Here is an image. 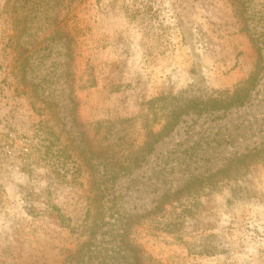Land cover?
Listing matches in <instances>:
<instances>
[{
  "label": "rangeland",
  "instance_id": "1",
  "mask_svg": "<svg viewBox=\"0 0 264 264\" xmlns=\"http://www.w3.org/2000/svg\"><path fill=\"white\" fill-rule=\"evenodd\" d=\"M252 76L243 105L183 114L98 182L172 107ZM87 242L105 247L70 259ZM135 247L139 264H264V0H0V264H126Z\"/></svg>",
  "mask_w": 264,
  "mask_h": 264
},
{
  "label": "trees",
  "instance_id": "2",
  "mask_svg": "<svg viewBox=\"0 0 264 264\" xmlns=\"http://www.w3.org/2000/svg\"><path fill=\"white\" fill-rule=\"evenodd\" d=\"M252 80H253V76L250 77V79L245 82L244 86H240L236 88V90L232 93V95L226 97L223 100H221L220 98H212L208 101H197V100L183 101L180 105L172 107L169 110L168 119L166 120V123L163 124L161 130L155 133L151 131L149 135H147V138L145 142L143 143L142 147L133 151V153L132 152L125 153L124 151H126L127 148L123 150L124 153L120 154L121 151H118V152L115 151L113 153V155L111 156V160H110L111 163L109 162L111 165L110 170L107 169L108 171H106L104 174H101V176H99L100 179H98V182L101 180V177H104V176H106V178L109 181L114 182L121 175L130 173L134 169L138 168L142 164V162L145 160L146 154L151 153L154 150L156 143L161 141L162 138L168 135L170 131H172L176 127V125L178 124V120L183 114H186L190 112L191 110H198V112H204L208 110H219V109H226V108H230V107H234L238 105H243L246 102V99L248 98L247 94H248L249 87L252 84ZM161 99L163 98H158L156 99V101L161 100ZM174 99L178 100L175 97ZM156 101L154 100L153 103H155ZM98 159H99V163H98L99 167L102 166L103 161L107 162V160H109L107 159V157L105 158L101 157V155L98 156ZM107 179L101 182H106ZM95 182L97 181L95 180ZM96 190H98V194L100 197H105L108 195L109 189H107V186H102L100 183L97 186ZM92 200L94 201L90 202V208L88 209L87 216L84 221L85 223L82 225L83 229L81 232L87 234L90 237V239L93 240V236L96 238V234L99 230H101L102 226H99L98 224H96L94 220L95 214L93 210H96L98 208V205L94 206L92 202L99 201L97 199V195H96V198ZM96 213H97L96 216L103 214L102 211H98ZM116 232H117L116 233L117 237L122 235L119 229H117ZM112 233H113V230H112ZM117 237L113 238L111 242H109L110 245L107 246L108 249L105 248L104 250L111 252V254L117 253V250L118 249L120 250V246L115 243L117 242ZM86 245L87 246H86L85 252L81 251L80 249L78 250V252H76V254L70 256V259H75L77 258V256L81 255V258L78 259V262H80L81 259H82V262H85V257H89V259H92L93 256H91V254H94L96 251L97 253L99 252L101 253V250H102L101 247H105V246H102V244H101V247L98 245H95L94 242H87ZM130 247H132V245H130ZM130 250H132V256L129 255L127 259L126 254H123L122 258L126 257L127 259L126 264H139L140 256H138L139 252L137 248L136 247L134 249L130 248Z\"/></svg>",
  "mask_w": 264,
  "mask_h": 264
}]
</instances>
